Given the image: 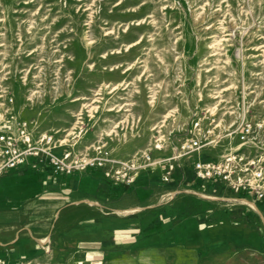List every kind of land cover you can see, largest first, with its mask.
<instances>
[{
  "label": "rangeland",
  "instance_id": "obj_1",
  "mask_svg": "<svg viewBox=\"0 0 264 264\" xmlns=\"http://www.w3.org/2000/svg\"><path fill=\"white\" fill-rule=\"evenodd\" d=\"M5 110L53 134L55 154L69 153L73 173L48 174L42 185L77 189L73 201L81 187L100 204L107 186L159 191L162 159L194 133L208 141L201 158L238 152L264 165V0H0V117ZM245 123L257 128L241 142ZM134 156L154 163L126 184L115 170ZM99 157L104 165L80 168ZM21 170L0 176V205L13 190L3 177L19 179ZM177 200L169 215L193 219L196 264H264L258 216ZM173 225L161 222L157 238H179Z\"/></svg>",
  "mask_w": 264,
  "mask_h": 264
},
{
  "label": "crops",
  "instance_id": "obj_2",
  "mask_svg": "<svg viewBox=\"0 0 264 264\" xmlns=\"http://www.w3.org/2000/svg\"><path fill=\"white\" fill-rule=\"evenodd\" d=\"M184 159L175 160L168 182L161 180L163 166L158 170L159 191L151 193L150 184L137 183L122 197L105 196L106 201L100 204L83 187L79 188L83 196L76 201L72 196H78L77 189L72 195L65 188L50 191L42 182L51 169L45 165L32 168L34 158H30L12 168L22 169L19 179L3 177L6 188L13 186V190L8 189L6 205H0V259L5 264H196L188 241L193 219L181 216L176 220L169 215L180 196H195L226 210L247 211L258 216L264 226V202H254L249 193H234L224 182L226 192L217 191V181L195 178L193 161L187 165ZM29 175L35 179L30 180ZM158 212H163L162 223H175L179 238H157Z\"/></svg>",
  "mask_w": 264,
  "mask_h": 264
},
{
  "label": "built area",
  "instance_id": "obj_3",
  "mask_svg": "<svg viewBox=\"0 0 264 264\" xmlns=\"http://www.w3.org/2000/svg\"><path fill=\"white\" fill-rule=\"evenodd\" d=\"M12 98H8L11 101ZM198 122H194V127ZM257 124L245 123L236 130L237 138L241 142H248L253 134ZM199 134L182 139L176 151L162 159L163 172L161 174L162 182H168L171 173L175 167V160L198 154L192 162V171L195 178L199 180H222L234 193H249L253 196L254 202H264V165L260 159H247L238 152H228L215 159H205L199 156V150L206 145L208 141L202 140ZM53 134L42 132L35 133L33 124L30 120L17 115L12 110H5L0 117V175L12 168H15L28 160L32 168H38L41 165L49 167L54 174L70 175L77 168V165L69 160V153L63 152L55 154L52 148L55 146ZM145 160H149L148 154H142ZM139 156H134L127 162H121L120 171L115 170L116 177L129 184L134 181L140 168L151 165L153 162L139 163ZM106 158L99 157L94 160H88L81 163L80 168L86 165L105 164ZM120 172V174H119ZM108 175V172H105ZM251 207L250 204L247 203ZM0 264H5L0 259ZM15 264H26L17 262Z\"/></svg>",
  "mask_w": 264,
  "mask_h": 264
},
{
  "label": "trees",
  "instance_id": "obj_4",
  "mask_svg": "<svg viewBox=\"0 0 264 264\" xmlns=\"http://www.w3.org/2000/svg\"><path fill=\"white\" fill-rule=\"evenodd\" d=\"M30 180L31 178L32 179H35V176L34 175H29L28 177ZM26 181H29V180H26ZM128 190V186L127 185H122L121 188H120V185L119 186H116L114 188H109L108 186L107 187H103V192H105V195L106 196H112V195H119L121 192H125Z\"/></svg>",
  "mask_w": 264,
  "mask_h": 264
}]
</instances>
